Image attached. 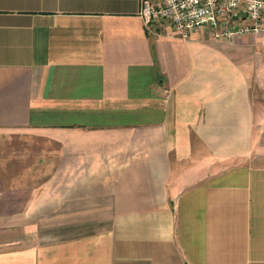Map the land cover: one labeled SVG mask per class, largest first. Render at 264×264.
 Returning a JSON list of instances; mask_svg holds the SVG:
<instances>
[{
	"label": "crops",
	"instance_id": "obj_1",
	"mask_svg": "<svg viewBox=\"0 0 264 264\" xmlns=\"http://www.w3.org/2000/svg\"><path fill=\"white\" fill-rule=\"evenodd\" d=\"M141 3L0 0V264H264V31Z\"/></svg>",
	"mask_w": 264,
	"mask_h": 264
},
{
	"label": "built area",
	"instance_id": "obj_2",
	"mask_svg": "<svg viewBox=\"0 0 264 264\" xmlns=\"http://www.w3.org/2000/svg\"><path fill=\"white\" fill-rule=\"evenodd\" d=\"M146 21L165 19L172 33L187 37L208 27L217 37L230 39L264 31V0H141Z\"/></svg>",
	"mask_w": 264,
	"mask_h": 264
},
{
	"label": "rangeland",
	"instance_id": "obj_3",
	"mask_svg": "<svg viewBox=\"0 0 264 264\" xmlns=\"http://www.w3.org/2000/svg\"><path fill=\"white\" fill-rule=\"evenodd\" d=\"M255 92H256V95H258L257 97H258L260 100H263V101H264V89H261V90H260V89H257ZM263 104H264V103H263ZM258 106H260V104H258ZM20 142H22V141H20V140L17 139V138H14V139H12V138L1 139V138H0V147L3 146V145L18 144V143H20ZM0 154H1V153H0ZM10 170H12V169H1V168H0V176H1V175H7L8 172H9ZM14 170H16V169H14ZM10 186H11V187H12V186L16 187V186H18V185L13 184V185H9V187H10ZM2 189H3V185L0 183V191H2ZM4 191H6V190H4ZM10 202L15 203L16 201H15V200H12V201H10ZM19 202H20V201H19ZM0 211H1V209H0ZM18 218H21V217L0 215V222H1V221H7V222H9V223H12L13 221L16 222V221L18 220ZM28 219H29V220H28ZM25 220H28L29 222H31L32 217H25Z\"/></svg>",
	"mask_w": 264,
	"mask_h": 264
}]
</instances>
